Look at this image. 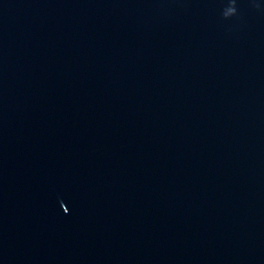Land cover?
I'll return each instance as SVG.
<instances>
[{
    "label": "water",
    "instance_id": "water-1",
    "mask_svg": "<svg viewBox=\"0 0 264 264\" xmlns=\"http://www.w3.org/2000/svg\"><path fill=\"white\" fill-rule=\"evenodd\" d=\"M0 264H264V0H0Z\"/></svg>",
    "mask_w": 264,
    "mask_h": 264
}]
</instances>
